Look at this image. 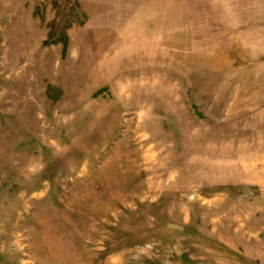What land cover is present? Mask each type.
<instances>
[{
    "label": "rangeland",
    "instance_id": "1",
    "mask_svg": "<svg viewBox=\"0 0 264 264\" xmlns=\"http://www.w3.org/2000/svg\"><path fill=\"white\" fill-rule=\"evenodd\" d=\"M0 264H264V0H0Z\"/></svg>",
    "mask_w": 264,
    "mask_h": 264
}]
</instances>
